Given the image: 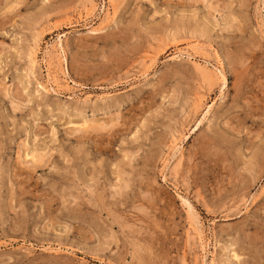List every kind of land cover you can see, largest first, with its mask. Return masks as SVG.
<instances>
[{
	"label": "rangeland",
	"instance_id": "1",
	"mask_svg": "<svg viewBox=\"0 0 264 264\" xmlns=\"http://www.w3.org/2000/svg\"><path fill=\"white\" fill-rule=\"evenodd\" d=\"M0 264H264V0H0Z\"/></svg>",
	"mask_w": 264,
	"mask_h": 264
},
{
	"label": "bare ground",
	"instance_id": "2",
	"mask_svg": "<svg viewBox=\"0 0 264 264\" xmlns=\"http://www.w3.org/2000/svg\"><path fill=\"white\" fill-rule=\"evenodd\" d=\"M241 57H242V56H241ZM239 76H240V75H239ZM242 80H243V79H242ZM242 80H241V81H242ZM241 81H240V82H241ZM240 85H241V84H240ZM35 156H36V155H35Z\"/></svg>",
	"mask_w": 264,
	"mask_h": 264
}]
</instances>
